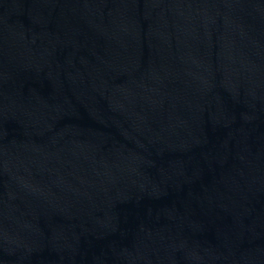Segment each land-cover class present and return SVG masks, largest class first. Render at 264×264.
Here are the masks:
<instances>
[{
    "label": "water",
    "instance_id": "obj_1",
    "mask_svg": "<svg viewBox=\"0 0 264 264\" xmlns=\"http://www.w3.org/2000/svg\"><path fill=\"white\" fill-rule=\"evenodd\" d=\"M0 264H264V0H0Z\"/></svg>",
    "mask_w": 264,
    "mask_h": 264
}]
</instances>
